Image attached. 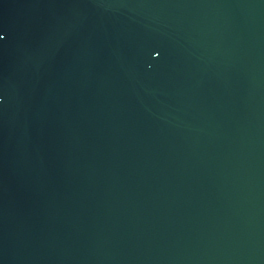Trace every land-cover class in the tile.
<instances>
[{
  "label": "water",
  "instance_id": "95a60500",
  "mask_svg": "<svg viewBox=\"0 0 264 264\" xmlns=\"http://www.w3.org/2000/svg\"><path fill=\"white\" fill-rule=\"evenodd\" d=\"M0 264H264V0H0Z\"/></svg>",
  "mask_w": 264,
  "mask_h": 264
}]
</instances>
